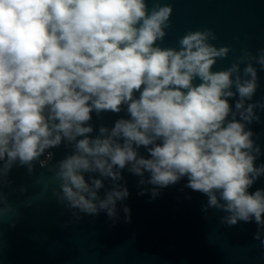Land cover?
<instances>
[{
	"label": "clouds",
	"instance_id": "9594fccd",
	"mask_svg": "<svg viewBox=\"0 0 264 264\" xmlns=\"http://www.w3.org/2000/svg\"><path fill=\"white\" fill-rule=\"evenodd\" d=\"M172 13L160 0L151 9L147 0H0V184L17 164L29 174L36 162L45 167L46 150L64 143L71 154L48 171L58 182L52 195L76 219L105 212L115 223L129 196L122 170L152 185V198L187 177L186 187L208 197L205 213H227L229 227L254 219L264 246V189L249 192L264 176L255 164L264 153L247 127L264 111V98L253 102L264 48L214 71L233 49L213 44L211 28L188 30L178 49L160 46ZM122 110L130 118L90 135L93 112ZM0 205V214L11 210L3 192Z\"/></svg>",
	"mask_w": 264,
	"mask_h": 264
},
{
	"label": "water",
	"instance_id": "95a60500",
	"mask_svg": "<svg viewBox=\"0 0 264 264\" xmlns=\"http://www.w3.org/2000/svg\"><path fill=\"white\" fill-rule=\"evenodd\" d=\"M160 2L173 7L171 26L158 42L161 47L178 49L179 38L188 30L204 28L215 31L218 39L212 43L217 47L231 46L233 50L226 59L217 60L214 71L228 68L244 49L255 54L257 49L264 48V0ZM147 3L151 9L152 0ZM254 66L258 68L260 87L253 102L264 98V71ZM229 103L234 108L235 100L230 98ZM257 112L260 122L247 127L257 134L254 139L264 153V111ZM91 115L93 138L101 125L111 128L116 120L130 118L126 110ZM46 151L53 155L45 167L36 162L29 174L26 166L17 164L7 177L11 183L0 184V192L11 206L10 211L0 214V264H264V246L254 240L258 231L254 219L229 227L221 222L227 213L214 208L205 213L202 209L208 197L186 187L187 177L159 189V195L152 198V185H139V177L122 170L120 183L126 182L129 196L122 203L117 202L115 223L105 212L81 213V219H76L52 195L58 182L54 173L48 171L72 149L62 143ZM138 151L149 158L143 146ZM261 163L264 154L255 161L257 166ZM92 175L100 178L99 174ZM88 177L85 174L86 180ZM104 184L105 188L99 190L101 197L110 188V179L104 180ZM144 189H148L145 194H138ZM257 189H264V176L257 179L249 192ZM125 205L130 209L131 222H125Z\"/></svg>",
	"mask_w": 264,
	"mask_h": 264
}]
</instances>
